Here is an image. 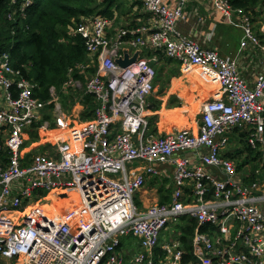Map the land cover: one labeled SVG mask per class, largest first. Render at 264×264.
I'll return each instance as SVG.
<instances>
[{
    "label": "built area",
    "instance_id": "1",
    "mask_svg": "<svg viewBox=\"0 0 264 264\" xmlns=\"http://www.w3.org/2000/svg\"><path fill=\"white\" fill-rule=\"evenodd\" d=\"M140 1L146 23L115 28L101 14L81 15L70 30L98 61L84 82L98 100L90 119L64 110L54 87L48 102L34 96V84L0 55V264H264V71L248 85L235 60L178 30L196 0H173L172 7L166 0ZM207 1L243 30L241 47L250 43L264 58V20L257 35L245 9ZM143 48L218 85L192 129L164 136L149 130L146 98L157 57L143 55ZM137 49L133 62H116ZM33 131L40 139L32 150L49 147L25 157ZM240 135L260 157L238 167L226 153ZM168 176V201L149 199L148 181ZM139 191L143 208L135 203ZM44 192L74 206L50 215ZM127 237L138 251L122 244Z\"/></svg>",
    "mask_w": 264,
    "mask_h": 264
},
{
    "label": "crops",
    "instance_id": "2",
    "mask_svg": "<svg viewBox=\"0 0 264 264\" xmlns=\"http://www.w3.org/2000/svg\"><path fill=\"white\" fill-rule=\"evenodd\" d=\"M95 1L96 3H98L97 2L98 0ZM110 1H112L111 3L112 17H107V18L113 21V26L115 28L130 27L131 25L134 24L135 26H137L140 25L141 23H146L149 19L148 14L145 13L144 10L142 11V3L140 0H110ZM262 1L263 4L260 7L255 8L257 12L258 11L261 13L264 12V0ZM166 2L171 4V7L173 6V0H166ZM206 2L208 1L202 0V2H200V0H196L192 2L185 10V15L188 13L187 16L184 19L180 20L178 23L177 25L178 30L183 34L192 36L201 45L213 48L221 57H228L230 59L235 60L239 75L244 79V81L247 82L248 85H253L257 73L264 71V58L262 57L259 48L253 46L250 43L246 44L244 47H241L240 43L244 37L243 30L240 27L236 28V26L229 24L221 13L213 10L210 7V5ZM193 5L195 7H193ZM195 8H198V12H199L196 15H194ZM245 11L248 12L249 16L251 17L252 31L254 28L253 32L256 33L257 35H260L259 27L262 21L264 20V16H262L263 17L262 20L257 19L253 21L252 20L253 13L250 12L249 10H245ZM257 24L258 27H256ZM235 30H240V33H235V38H234L235 42H232L230 41V38L231 36L234 35ZM208 36L210 37V39L206 38ZM84 51H85V59L81 62L75 63L73 67H70L68 69L67 79L64 82H67L68 80L80 81L77 77H73V73L75 71H77L80 75L83 76L84 72L86 75H89L90 74L89 69L91 68H94L95 71L97 70V66H98L97 58L94 55L87 53L86 49ZM136 51H138V54L141 52L140 49H137L134 51V53ZM142 52L143 55L147 57H152L153 55H156L157 63H155V66H156V70L159 71V74L161 69L162 70L167 69L173 72L178 71V74H175L176 76L171 80V81L174 80L175 83L178 82L179 83L178 86H174V83H172L170 87L167 86L166 88L165 80H163L162 78V84L160 85L157 91L156 84H157V80H159L160 77L158 76V78L155 79L154 90L146 98L147 108L149 110L147 117L149 130L151 132H154V134L164 136L174 133L179 128L192 129L194 127L193 122H195V120L198 117L195 118L194 116L191 120L188 119V111H183L184 108L182 106L183 104L182 92H184L185 95L196 96L198 95L195 94L196 92H199L201 94L202 93L201 91H204L203 89H205L201 87V85H207L208 83H212V82H208L202 79L198 74V72L196 71V69H192V71H189L188 73L180 74L182 71L180 70L179 63L174 59L167 57L161 51H152L150 49L143 48ZM213 84L216 85V87L214 89L207 90L206 92L213 93V91L218 88V85L216 83ZM69 87L73 91L78 90L73 85L63 87V89L66 90ZM193 88L194 90H192ZM49 92L51 94V97L49 100L45 102L50 101L52 98V93L50 91V88H49ZM53 95H56L59 103L61 104L60 98L57 95L55 88L53 91ZM94 99L98 105V100L95 97ZM80 100L81 99H77L71 107L72 109H76L79 111V116L83 110V106ZM97 105L95 106V108L97 107ZM47 108L49 110V115H51L50 114L51 103L48 104ZM71 108L68 110V109H64L63 107V109L66 111H70ZM189 120L191 122H189ZM114 129L115 131L117 130L116 127H114ZM28 137L29 139L26 141L25 146L23 148V155L25 157L30 156L32 152H37V151L43 152L48 148V147L45 148V146H48V144L46 145L41 144L35 150H32V148L30 147V143L32 141H37L40 139L39 131L31 132L30 134H28ZM236 137L241 142L245 143L247 147H249L247 145L246 138L244 137V135H240ZM236 137L231 139L230 144L228 145L230 148L229 150L230 152L233 151L243 152V154H241V156L239 157L241 161L244 158H247V160H254L260 157V152L258 150L252 149L251 147L249 148L252 151L257 152L258 154L250 155L246 153V151L243 150L239 151L235 147ZM232 145L233 147H231ZM165 167L167 169L168 175L171 174L172 166L166 165ZM146 186L148 191L153 192L155 195L152 198V200L153 201L157 200L158 202L168 201L169 194L173 187L171 176L151 178ZM44 193H46L47 195L48 202H46L43 205V208L50 215L66 212L74 206V203L73 202L69 203L67 201V198L64 196H62L61 200H59L57 193L55 192H48V193L44 192ZM145 198L146 197L145 195H143V191H139L135 195V203L138 205V207L143 208V201L144 202L146 201ZM129 239H132V244L129 243V247L134 249L136 247V240L134 238L127 237L123 241H129ZM134 251L136 252L138 250L134 249Z\"/></svg>",
    "mask_w": 264,
    "mask_h": 264
},
{
    "label": "trees",
    "instance_id": "3",
    "mask_svg": "<svg viewBox=\"0 0 264 264\" xmlns=\"http://www.w3.org/2000/svg\"><path fill=\"white\" fill-rule=\"evenodd\" d=\"M25 1L0 0V55L7 53L9 65L19 76L34 84V96L47 101L51 97L49 88L54 86L64 109L69 110L77 99H81L80 118L90 119L97 105L95 99L83 89H63L68 69L85 59L82 38L70 34V30L81 15L112 17V1L98 4L95 0H29V4H24ZM229 1L233 6L252 12L253 21L262 20V13L255 10L263 4L262 0ZM94 72L91 68L89 75L84 72L82 76L75 71L73 77H77L83 87L84 78ZM159 75L157 71L156 79ZM243 151L258 154L245 143ZM242 153L229 151L226 156L239 167L240 162L248 161L247 158L240 160Z\"/></svg>",
    "mask_w": 264,
    "mask_h": 264
},
{
    "label": "rangeland",
    "instance_id": "4",
    "mask_svg": "<svg viewBox=\"0 0 264 264\" xmlns=\"http://www.w3.org/2000/svg\"><path fill=\"white\" fill-rule=\"evenodd\" d=\"M261 16H264V12L261 14ZM262 19H263V17H262ZM254 25H255V23H254ZM232 27H234V26H232ZM236 28H238V27H236ZM253 31H254V28H253ZM235 33H240V30H235L234 35L231 36V38H230V41H232V42H235V39H234L235 38ZM156 72H157V70H156ZM179 72H181V71H179ZM175 74H178V71L177 72H173V71H170V70H167V69H163V70L161 69L160 75H159L160 79L157 80V84H156V87H157L156 90L158 91L160 85L162 84V78H163V80H165L166 88H167V86L170 87L172 85V83H174V86H178L179 85L178 82L175 83L174 80L171 81L176 76ZM180 74H182V72ZM209 84H211V85H209ZM80 86H81V84L79 83V88H77V89H83L84 90V87H82V86L80 87ZM201 87L205 88V89L202 88L204 91H201L202 92L201 94L199 92H196L195 94H198L196 96H193V95L192 96L185 95L184 92H182V95H183V99H182L183 104H182V106L184 108L183 111H188V119H190V120L194 116H195V118L198 117V114L200 112L201 104L204 101H206L207 99H210L212 97V94H213L211 92H206V91L207 90L214 89L216 87V85H214L213 83H208L207 85H201ZM192 90H194V88ZM75 112L78 113L79 111L75 109ZM178 114H180V113H178ZM181 119H183V118H181ZM227 135L229 136V138H232L233 137V135H231V134H228L227 133ZM27 147H28V144H27ZM231 147H233V145ZM235 147L239 151H242L243 148H244V143L241 142L237 137L235 138ZM154 196L155 195H154L153 192L151 194H150V192L147 193V197L149 199L150 198H153ZM129 243L132 244V239H129V241H122V244L126 248H128Z\"/></svg>",
    "mask_w": 264,
    "mask_h": 264
},
{
    "label": "water",
    "instance_id": "5",
    "mask_svg": "<svg viewBox=\"0 0 264 264\" xmlns=\"http://www.w3.org/2000/svg\"><path fill=\"white\" fill-rule=\"evenodd\" d=\"M137 55H138V51H136V52L132 55V57H128V54L126 53V51H124V57H123V58H118V59L116 60V62H117L119 65H121V66H126L127 64L133 62V61L136 59Z\"/></svg>",
    "mask_w": 264,
    "mask_h": 264
},
{
    "label": "bare ground",
    "instance_id": "6",
    "mask_svg": "<svg viewBox=\"0 0 264 264\" xmlns=\"http://www.w3.org/2000/svg\"><path fill=\"white\" fill-rule=\"evenodd\" d=\"M24 4H29V0H26L25 1V3ZM7 54V53H6ZM64 85H65V82H64ZM67 87V86H66ZM75 87V86H74ZM81 87V86H80ZM84 87V91L86 92V93H88L87 91H86V87L85 86H83ZM75 88H79V86L78 87H75ZM89 95H91L93 98H94V95L93 94H91V93H88ZM189 122H191V121H189Z\"/></svg>",
    "mask_w": 264,
    "mask_h": 264
}]
</instances>
